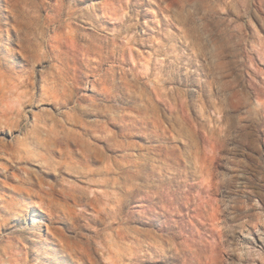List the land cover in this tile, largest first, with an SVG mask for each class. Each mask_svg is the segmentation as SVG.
Listing matches in <instances>:
<instances>
[{
    "label": "rangeland",
    "instance_id": "374dc122",
    "mask_svg": "<svg viewBox=\"0 0 264 264\" xmlns=\"http://www.w3.org/2000/svg\"><path fill=\"white\" fill-rule=\"evenodd\" d=\"M0 264H264V0H0Z\"/></svg>",
    "mask_w": 264,
    "mask_h": 264
},
{
    "label": "bare ground",
    "instance_id": "6f19581e",
    "mask_svg": "<svg viewBox=\"0 0 264 264\" xmlns=\"http://www.w3.org/2000/svg\"><path fill=\"white\" fill-rule=\"evenodd\" d=\"M42 214L34 213L30 219V226L32 229H36L41 227V223H43V217ZM44 224V223H43Z\"/></svg>",
    "mask_w": 264,
    "mask_h": 264
}]
</instances>
